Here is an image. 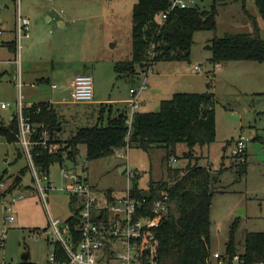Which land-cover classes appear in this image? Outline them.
Masks as SVG:
<instances>
[{
	"label": "rangeland",
	"instance_id": "1",
	"mask_svg": "<svg viewBox=\"0 0 264 264\" xmlns=\"http://www.w3.org/2000/svg\"><path fill=\"white\" fill-rule=\"evenodd\" d=\"M184 2L197 9H209L211 4L210 0ZM135 3L136 0H20L21 14L26 10L40 28L45 29H42V32L45 31V45L31 51L37 63L26 66L24 38L21 41L19 66L10 63L0 65V127L8 125L19 92L23 95L24 103L28 97L54 103L61 122V140L70 138L78 128L95 126L99 122L100 103L106 105L109 104L108 100H129L130 89L139 92L138 111L142 112L156 111V100L170 99L171 94L166 93L172 89H181L178 90L180 92H212L215 102V142L201 149L195 147L193 155L188 153L185 144L180 143L176 146L175 154L166 160L164 148H153L148 152L125 148L115 155L89 162L82 147L75 165H66L75 168L100 196L105 191L121 195L128 184L130 187L133 185L135 179L138 188L145 192L149 184L166 181L169 169L183 170L188 161L194 163L195 158L198 165L208 167L211 174L222 168L210 208V253L225 254L232 226L233 240L237 244L243 243L246 233H264V62H234L227 65L232 67L219 69L212 76L210 71L213 68L218 70L219 66L211 63L208 47L212 39L227 33H251L253 21L260 25V36L264 39V26L253 0H243V3L228 0L226 6L218 9L215 30L194 34L189 62L180 64L179 71L183 76H161L162 73H170L176 64L155 63L150 70L157 75L152 78L149 72L146 89L139 91L145 80L144 75L116 79L114 71L116 62L131 57L132 7ZM13 14L12 1L0 0V18H6L11 25ZM44 14L51 18L46 26L42 19ZM58 19L65 22L63 29L58 26ZM0 59L12 60V55L0 50ZM197 64L201 65L198 73L186 66L191 65L192 68ZM80 74L91 76L93 99H101L102 102L70 104L63 101L68 100L64 87ZM40 78L49 79L50 84L58 86V90L52 91L50 84L38 85L36 79ZM151 79L160 80L165 89L162 95L148 93ZM206 84L211 88L207 89ZM5 104L9 107L1 109V105ZM106 110L108 107L104 109L105 116ZM43 130L38 132L39 139L45 136ZM46 136L58 148L59 144L53 143L48 130ZM239 136L247 140L248 155L246 174L241 178L231 168V151L234 140ZM255 137L260 140H253ZM32 148L30 144L25 147L19 141L9 144L0 137V264H23L26 254L27 264H46L47 256L53 249L51 243L55 241L48 227L49 215L64 220L76 207V201L71 204L66 194L58 192L63 183L56 163L49 168V178L55 189L48 192L45 208L30 170L29 153ZM22 168H26V172L21 177V185L9 191ZM122 168H126L125 173L120 171ZM21 189L25 190L22 192ZM13 198L15 200L12 202ZM9 217L12 222L7 220Z\"/></svg>",
	"mask_w": 264,
	"mask_h": 264
},
{
	"label": "trees",
	"instance_id": "2",
	"mask_svg": "<svg viewBox=\"0 0 264 264\" xmlns=\"http://www.w3.org/2000/svg\"><path fill=\"white\" fill-rule=\"evenodd\" d=\"M210 1L209 9H170V0H136L132 7L131 57L115 63L117 78L145 73L158 62H189L194 34L214 31L218 9L228 4V0ZM232 1L243 3V0ZM253 1L264 26V0ZM161 14L166 15L162 21ZM252 23L251 33H227L212 39L208 50L214 66L234 62H264V39L260 36V25L256 21ZM210 88L207 85V89ZM158 108V111L151 112L137 110L128 125L127 105L113 109L111 105L101 104L99 122L95 126L78 128L70 138L61 140V122L50 104L24 106L22 116L38 125L39 131L48 130L53 143L59 144L56 150L49 152L42 148L39 133L33 135L32 141L39 142L37 148L33 147L30 151L34 167L38 173L49 175V168L53 164L75 165L82 147L89 162L115 155L125 148L144 152L164 148L166 160L175 154L176 146L180 143L185 144L188 153L193 155L195 147L201 149L215 142V102L212 92L175 93L170 99L162 100ZM18 135L14 115L9 126L0 127V137L9 144H16ZM253 140L259 141L260 138L255 137ZM244 158L247 160V152ZM197 160L195 158L194 163L189 160L183 170L169 169L166 181L149 184L145 192L138 188L136 179L132 182L133 196L146 200L140 214L150 216L153 202L165 191L169 192L171 198L167 216L157 227L149 230L157 264H207L213 255L210 253V208L222 168L211 174L210 169L199 166ZM231 168L241 178L246 174L247 162ZM25 172L26 168L20 170L9 191L21 185V177ZM105 194L109 201L114 200L111 191ZM70 202L72 204L75 199L70 198ZM72 212L66 222L70 224L72 234H76L78 210ZM100 221L97 219V222ZM233 231L232 226L224 255L231 257L238 254L245 264L264 261V233H246L243 243L237 244L233 240ZM51 246L57 255L56 262H66L61 247L57 243H51ZM26 262L24 260L23 264Z\"/></svg>",
	"mask_w": 264,
	"mask_h": 264
},
{
	"label": "built area",
	"instance_id": "3",
	"mask_svg": "<svg viewBox=\"0 0 264 264\" xmlns=\"http://www.w3.org/2000/svg\"><path fill=\"white\" fill-rule=\"evenodd\" d=\"M185 9L189 6L184 0H170V9ZM166 18L165 14L160 15V20ZM30 32V21L24 17L16 4L14 16V39H15V59L13 64L19 66L21 41L28 38ZM1 34V31H0ZM1 63V62H0ZM200 65H194L192 70L198 72ZM20 88V84H18ZM144 86L139 88L143 90ZM130 99L126 102L129 108L127 124L132 122L133 114L139 109L138 92L131 89ZM65 99V98H64ZM93 99L92 78L88 74H80L73 79L68 101L72 104L90 103ZM7 105H1L5 109ZM23 105L20 98L16 104L15 116L18 126V141L25 147L28 144L37 147L39 142H33V135L38 134L39 127L32 124L27 118L22 116ZM30 107V106H29ZM42 137L41 146L52 152L57 149L56 144L49 143L47 131ZM247 140L243 136L235 141L231 151L232 165L244 163ZM264 154V148L262 149ZM120 156V155H119ZM30 170L35 188L40 199L47 209L46 197L49 191L54 190L49 175L40 174L34 167L29 153ZM84 167L83 169H85ZM75 168L68 167L66 163L59 164L60 179L63 186L58 189L59 193L66 194L69 199L76 201L75 210H78V225L76 234H72L70 224L66 222L69 215L64 220L48 217V227L55 237V241L67 258L66 262H56V253L51 251L47 256L46 264H157L154 260V250L151 245L153 237L150 229L157 227L169 213L171 198L168 191H165L160 198L155 200L151 207V215L140 214L145 207L146 200L136 198L132 194V189L127 185L126 190L121 195L112 193L113 201L106 197V191L100 196L98 191L89 185L88 181L78 174ZM128 182L130 177L127 178ZM15 199H13L14 201ZM101 220L100 222H97ZM12 222V218H7ZM5 232V230H3ZM78 239L75 241V238ZM148 245V246H147ZM146 250V254H144ZM264 254V252H263ZM207 264H245L238 255L226 256L221 253H214L207 261ZM255 264H264L260 261Z\"/></svg>",
	"mask_w": 264,
	"mask_h": 264
},
{
	"label": "crops",
	"instance_id": "4",
	"mask_svg": "<svg viewBox=\"0 0 264 264\" xmlns=\"http://www.w3.org/2000/svg\"><path fill=\"white\" fill-rule=\"evenodd\" d=\"M7 1H10V0H7ZM11 1H12V4H13V7H14L13 22L10 25V23H8V21L6 20V18H4V17L3 18H0V31H1V34H0V50H5L9 54H11L12 55V60H2V59H0V62H1L0 65L9 64V63L10 64H13V61L15 59V53H14V50H15V48H14L15 47V39H14V15H15V10H16V4H17V2L19 3V9H20V0H11ZM20 12H21V9H20ZM23 14L22 15L24 17L28 18L30 20V23H31V32L32 33L29 32L28 38L25 39L26 40V42H25V48H26L25 61H26V66H30L32 64H36L37 63V58L36 57H33L31 55V51L35 50V48H38L39 49L41 46H44L45 45V42L43 41V40H45V31L42 32V29L43 28H40L39 23L36 21V19L29 12H27L25 10ZM32 17L34 18L33 19V22H31ZM42 19H43V22H44V25L45 26L51 21V18L48 15H46V14L43 15ZM56 22H57V24H58V26L60 28L63 29L65 27V22L63 20L58 19V20H56ZM43 30H45V29H43ZM30 33H31V35H30ZM20 58H21V52H20ZM39 59H40V57H39ZM170 63H172V62H170ZM173 63L176 64V67L175 68H172V71H170V73H162L161 76L167 75V76H171V77H175V78H180V77L183 76V73L181 71H179L181 69V67H180L181 62H173ZM182 64H184V63H182ZM229 64H233V63H226L225 65L224 64L215 65V66H219L218 70H214V68H213L212 71H210V73H212V76H214V72H219V69H223V68L228 69V68L232 67V66H227ZM153 65H152V67H153ZM221 65H223V66H221ZM186 66H187V68H189V69L192 70L191 65H186ZM200 67H201V65H200ZM149 72H151L152 74L150 73L151 74L150 75ZM198 72H200V70ZM198 72H194V73H198ZM1 73L2 72H1V68H0V74ZM138 74L139 75H142V76L143 75L145 76V80L141 84V86H144V89H146V77L148 75H150V77L153 78L154 76L157 75V74H155L152 71V69L150 70V68H149V70L147 72H145V73H142V72L140 73L139 72ZM125 77H120V78H125ZM158 77L160 78V75ZM128 78L129 77H127V79ZM211 78L213 79V77H211ZM73 79L74 78H72L68 82L67 87H64V89H63V91L65 90L64 92L67 93L68 95H69L70 90H71V84L73 82ZM116 79H119V78H117V76H116ZM36 82H37L38 85L39 84L40 85H49L50 84L49 79H45V78L36 79ZM148 87L150 88L149 91H148V93L150 95H156V96L162 95V93L165 90L164 87L162 86V83L160 82V80H152L151 79L150 84L148 85ZM206 87H207V84H206ZM50 88H51L52 91L53 90H58V86L55 85V84H50ZM178 90H181V89H172V90H169L168 93H166V94H168V95L171 94V96H172L175 93H181ZM51 96H52V93H51L50 97ZM138 96H139V92H138ZM19 98H20L21 104L23 106H26V107H29L31 105H36V104H39V103H47V104H50L55 109L54 103H52L50 100L49 101H41L40 102V101H37L36 99H34L33 97H28L27 100L25 101L26 103H24L23 102V95H22V93L19 92V97L16 100V104H17ZM127 101L128 100H125V101L123 100L122 102H120V101H117L116 102V100H113V101L108 100V103L109 104H106V105H111L112 106V105L115 104L116 105L115 108H118L119 106L121 107V105H127V103H126ZM161 101H162L161 99H157L156 100V103L154 104V106L159 107V104H160ZM99 102H102V100L101 99H97V100L94 101V99H92V101L90 103H88V104H92V103L95 104V103H99ZM55 103H57V102H55ZM70 104H72V103H70ZM101 104L104 105V103H100V106H101ZM7 107H9V105H7ZM7 107L5 109H7ZM127 107H128V105H127ZM15 109H16V107H15ZM15 109H13L11 111L8 125L10 124V121L13 119V117L15 115L14 114ZM55 111H56V109H55ZM99 111H100V109H99ZM98 117H99V114H98ZM98 120H99V118H98ZM34 125L37 126L36 124H34ZM247 158H248V155H247ZM125 170H126V168H125ZM24 190L25 189H21L22 192Z\"/></svg>",
	"mask_w": 264,
	"mask_h": 264
},
{
	"label": "water",
	"instance_id": "5",
	"mask_svg": "<svg viewBox=\"0 0 264 264\" xmlns=\"http://www.w3.org/2000/svg\"><path fill=\"white\" fill-rule=\"evenodd\" d=\"M141 67H142V66H140V68H141ZM158 110H159V108L156 109V111H158ZM120 171H121V172H124V171H125V168H122ZM27 257H28V255L26 254V255L23 256V259L26 260Z\"/></svg>",
	"mask_w": 264,
	"mask_h": 264
}]
</instances>
